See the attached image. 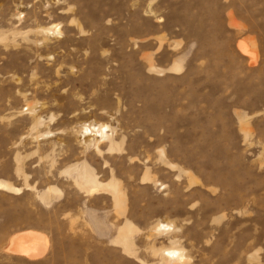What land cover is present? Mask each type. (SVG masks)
<instances>
[{
  "label": "rangeland",
  "instance_id": "374dc122",
  "mask_svg": "<svg viewBox=\"0 0 264 264\" xmlns=\"http://www.w3.org/2000/svg\"><path fill=\"white\" fill-rule=\"evenodd\" d=\"M0 181V264H264V0H0Z\"/></svg>",
  "mask_w": 264,
  "mask_h": 264
},
{
  "label": "bare ground",
  "instance_id": "6f19581e",
  "mask_svg": "<svg viewBox=\"0 0 264 264\" xmlns=\"http://www.w3.org/2000/svg\"><path fill=\"white\" fill-rule=\"evenodd\" d=\"M43 32L46 35L54 34V33H58V29L56 28V26L52 28H46V29L44 28ZM108 129H109L108 126L105 124H91V125L83 124L81 128V132L84 134H95L96 136L99 137V139H104L110 136V134L108 133L109 131ZM82 176L85 177L86 182H89L91 184L92 187L91 191H96L100 187L101 184L98 181H95L94 177L88 175L87 176L82 175ZM86 185H88V183ZM106 187L110 189L114 194H118L114 184L108 183ZM0 188L9 189V190L14 189L8 184L1 181H0ZM127 228L130 229V227L128 226ZM169 228L170 226L164 222H157L154 226V230L156 231H164ZM127 233L129 234L128 231ZM127 233L125 235H122L121 237L122 240L124 241L126 240V238L128 237ZM44 243L45 242L43 237L34 234V232L33 233L27 232L12 236L9 240V246L7 248H9V250L14 253L18 252L29 258H36L41 255L43 250L42 246L44 245ZM160 253L165 259L170 261H183L185 259V255L182 249H178L175 247L163 248L160 250Z\"/></svg>",
  "mask_w": 264,
  "mask_h": 264
}]
</instances>
